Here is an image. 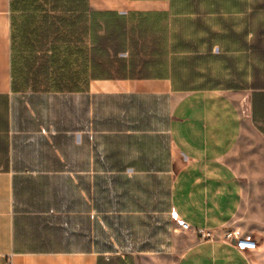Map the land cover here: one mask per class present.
<instances>
[{"label":"crops","instance_id":"1","mask_svg":"<svg viewBox=\"0 0 264 264\" xmlns=\"http://www.w3.org/2000/svg\"><path fill=\"white\" fill-rule=\"evenodd\" d=\"M66 8L0 0V264H264V0Z\"/></svg>","mask_w":264,"mask_h":264},{"label":"trees","instance_id":"2","mask_svg":"<svg viewBox=\"0 0 264 264\" xmlns=\"http://www.w3.org/2000/svg\"><path fill=\"white\" fill-rule=\"evenodd\" d=\"M77 0H12L13 11V42L18 39H59L75 36V15L62 17L44 12V6L53 11L66 8L74 11ZM22 11L19 14V11ZM65 24L67 28L62 29ZM28 47V46H27Z\"/></svg>","mask_w":264,"mask_h":264},{"label":"built area","instance_id":"3","mask_svg":"<svg viewBox=\"0 0 264 264\" xmlns=\"http://www.w3.org/2000/svg\"><path fill=\"white\" fill-rule=\"evenodd\" d=\"M178 222L184 230H189L190 226L186 222L178 219ZM196 233L200 235L205 240H210L213 238L214 234L208 229H195ZM224 239L230 242H234L235 246L243 250H254L257 246L256 242L251 238L239 237L237 232L234 230L228 231L224 234ZM7 264H12L11 260Z\"/></svg>","mask_w":264,"mask_h":264},{"label":"rangeland","instance_id":"4","mask_svg":"<svg viewBox=\"0 0 264 264\" xmlns=\"http://www.w3.org/2000/svg\"><path fill=\"white\" fill-rule=\"evenodd\" d=\"M180 224V223H179ZM181 226V225H180ZM181 228H182V226H181ZM183 229V228H182ZM184 230V229H183Z\"/></svg>","mask_w":264,"mask_h":264}]
</instances>
